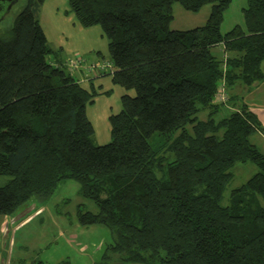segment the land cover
<instances>
[{"label": "trees", "instance_id": "obj_1", "mask_svg": "<svg viewBox=\"0 0 264 264\" xmlns=\"http://www.w3.org/2000/svg\"><path fill=\"white\" fill-rule=\"evenodd\" d=\"M45 1L26 0L0 35V176L10 177L0 223L74 180L98 207L80 206V223L111 229L114 264H264V153L251 141L262 125L229 94L264 80V0H247L244 26L227 33L232 0H69L83 27L107 37L106 74L134 91L110 116L104 145L87 115L97 92L50 47L38 17ZM175 3L212 10L203 26L172 30ZM222 83L228 100L215 102ZM238 163L258 171L224 205Z\"/></svg>", "mask_w": 264, "mask_h": 264}, {"label": "rangeland", "instance_id": "obj_2", "mask_svg": "<svg viewBox=\"0 0 264 264\" xmlns=\"http://www.w3.org/2000/svg\"><path fill=\"white\" fill-rule=\"evenodd\" d=\"M46 2L49 4L52 2L55 5L54 9L60 7L63 15L60 13L56 18L64 27L66 37L69 31H77L72 23L69 24L71 14L74 20L78 21L75 14L73 12L66 14V11L71 9L69 0H46ZM15 4L11 12L3 20L0 19V35L11 28L16 15L25 6L26 0H18ZM247 4V0H232L224 15L223 33H227L236 25L244 26L243 9L247 7ZM211 10L212 5L208 4L199 12L193 13L175 3L174 20L170 28L185 31L203 26ZM96 26V29L83 26L80 28L82 34L88 33L96 40V47L105 55L103 62L109 61L108 39L106 36L99 37L103 31L100 25ZM48 33L51 34L49 30ZM57 35L59 36V31ZM50 42L52 43L51 39ZM223 51L222 48L221 52L214 50V53L218 58L223 59ZM244 88L247 87L244 86ZM236 92L239 95L242 93L240 89L233 88L229 94L234 95ZM246 97L255 106L262 105L263 99L259 95L256 100H253L247 92ZM206 117L205 113L200 114V119L205 120ZM261 129L264 133L263 125ZM251 141L264 153V136L255 133ZM230 171L232 179L224 193V205L229 204L230 191L246 183L258 171V168L252 163H238ZM9 179L8 176H0V186L6 184ZM80 206L84 211L98 212V207L91 200L80 195L78 182L65 180L47 200L34 197L13 216L7 217L8 223L2 219L0 231L1 229L4 231V237H1L0 232V264H114L115 255L112 254L110 247L115 243V237L111 229L103 225H82L78 216Z\"/></svg>", "mask_w": 264, "mask_h": 264}, {"label": "crops", "instance_id": "obj_3", "mask_svg": "<svg viewBox=\"0 0 264 264\" xmlns=\"http://www.w3.org/2000/svg\"><path fill=\"white\" fill-rule=\"evenodd\" d=\"M54 6L55 5H53L52 2L51 4H49V2L44 3L39 10L38 17L50 47L56 51L59 49L62 50V53L59 56L60 61L66 64L67 60L70 58L83 57L90 64L103 63V58L105 57V55H103V51L96 47L97 42L90 36V34H82V30L80 28L82 25L78 21L77 23L74 20V16L72 14L69 18L71 20L69 24L71 25L72 23L73 28L78 32L69 31L66 37L64 27L61 26L60 22L56 18L60 15V13L61 15L63 14L60 10V7H56L54 9ZM68 12L71 13V9L66 11V14H68ZM96 27L97 26L88 28L96 29ZM48 30L51 34L48 33ZM57 31H59V36L57 35ZM102 36H105L104 32L99 34L100 38ZM50 39L56 48L52 45ZM221 49L222 47L218 46L214 50L221 52ZM262 71L264 73V63L262 64ZM106 73L108 72L80 68L77 69L74 74H72L85 89L91 90L93 86L97 92V96L87 106V115L94 126L95 142L98 145H104L110 142L111 126L109 118L111 115L118 114L121 111V97L126 94L131 96L134 95L133 90L128 91L125 88L115 84L113 82L112 76ZM236 88L238 90L240 89L242 93L239 95L238 92H236L234 95L238 96L249 105L250 110L258 117L259 121L264 127V80L255 83L249 89L248 87L244 88V86L241 84H237L235 89ZM247 92H249L253 100H256L257 95H259L263 99V102H261L262 105L255 106L253 102L251 103V100L249 101L246 97ZM258 133L260 136H264V133ZM3 220L8 223L7 217H4ZM0 232L2 233L1 237L3 238L4 231L1 229Z\"/></svg>", "mask_w": 264, "mask_h": 264}, {"label": "built area", "instance_id": "obj_4", "mask_svg": "<svg viewBox=\"0 0 264 264\" xmlns=\"http://www.w3.org/2000/svg\"><path fill=\"white\" fill-rule=\"evenodd\" d=\"M226 57H224L225 60ZM66 69L68 70L69 73L74 74V72L77 69L80 68H87V69H95L98 71H106V72H111L112 71V63L110 61H106L103 63H96V64H90L87 62V60L83 57H74L70 58L67 60L66 64ZM228 93L225 88V84L222 83L219 87L218 93L215 97V102H226L228 100Z\"/></svg>", "mask_w": 264, "mask_h": 264}, {"label": "water", "instance_id": "obj_5", "mask_svg": "<svg viewBox=\"0 0 264 264\" xmlns=\"http://www.w3.org/2000/svg\"><path fill=\"white\" fill-rule=\"evenodd\" d=\"M18 0H0V19L3 20L4 17L11 11L12 7L17 3Z\"/></svg>", "mask_w": 264, "mask_h": 264}]
</instances>
